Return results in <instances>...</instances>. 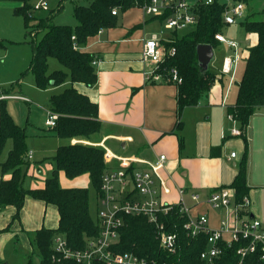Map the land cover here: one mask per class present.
Masks as SVG:
<instances>
[{
  "label": "trees",
  "instance_id": "16d2710c",
  "mask_svg": "<svg viewBox=\"0 0 264 264\" xmlns=\"http://www.w3.org/2000/svg\"><path fill=\"white\" fill-rule=\"evenodd\" d=\"M21 3L15 7L16 14L24 19L32 39V62L29 70L33 73L37 86L47 89L51 86H62L67 81L71 84L62 91L50 96V108L58 114L52 132L61 138L71 139L75 136L90 138L101 131L102 121L99 118V105L88 95L80 92L74 83L93 86L98 80L97 68L93 64L96 56L92 52L83 51L90 37L100 30L115 27L120 24L119 11L132 7H142L151 0H87L77 3L73 15L78 21L76 25L57 24L53 21L64 5L63 0L44 16L35 14L34 0H1ZM251 6L253 0H244ZM116 9V13L113 10ZM263 10V11H262ZM261 11L264 13V9ZM198 22L187 28L190 30L178 36V30H173L171 39H161L166 48L175 47L173 56L166 58L165 67L178 69L183 81L177 84V113L180 119L183 110L197 105L211 90L217 79V72L203 69L199 65L197 45L211 44L214 49L221 44L216 33L222 32L224 5L220 1L200 5ZM260 11V12H261ZM259 12V13H260ZM256 12L247 15L241 23L249 33H256L258 41L249 47L245 68L238 82V94L235 104L228 106V113L237 120L241 136L245 142L244 157L238 173L229 185L235 189V203H244V197L249 196L251 186L248 183L247 160L249 153L248 127L256 110L264 105V17H254ZM164 16L160 17L163 22ZM137 25L134 28L140 27ZM40 39L37 40L38 34ZM1 44V43H0ZM75 45H78L77 47ZM56 58L65 69L49 71V58ZM20 82L9 89H0V95H12L19 91ZM0 98V156L9 140L13 147L5 161L0 162L3 173L10 171V179H2L0 183V209L13 205L16 213L13 219H19L26 197L32 196L54 204L59 212V222L56 228L42 227L32 236L33 252L38 250L40 264H81L75 260H64L62 263L53 261L54 239L63 235L71 248L86 247L88 240L99 234L97 218H93L90 210V190L88 187H64L60 183V171L74 179L84 174L90 176V181L100 192L102 177L107 164L104 159V148L84 143L68 142L58 147L52 157L55 163L52 175L45 181L42 188H27L24 185L26 172L23 165L28 164L29 149L26 143V129L19 125L11 115L7 101ZM182 121L178 122L177 128ZM51 127V126H50ZM220 147L212 146L211 155L219 156ZM251 215L248 206L240 209V215ZM160 220L166 224L169 232L177 234V250H165L157 238V228L146 217L127 215L126 223L120 230V238L114 249L121 253L134 252L149 260V264H209L202 259L201 253L208 246V235L199 232L191 235L185 227L188 216L175 205L167 214L160 215ZM8 228H5L7 230ZM4 231V229H3ZM1 233V230H0ZM32 252V255H33ZM30 255L26 264H35ZM252 255L248 257L249 264H264ZM240 256L237 248L226 247L215 264H237ZM96 264H106L98 261Z\"/></svg>",
  "mask_w": 264,
  "mask_h": 264
},
{
  "label": "crops",
  "instance_id": "0c3cea01",
  "mask_svg": "<svg viewBox=\"0 0 264 264\" xmlns=\"http://www.w3.org/2000/svg\"><path fill=\"white\" fill-rule=\"evenodd\" d=\"M158 21L162 24L164 22L158 16L146 15L140 7H132L123 12L119 25L103 29L90 37L87 45L81 48L95 54L98 60L95 64L98 80L93 86L78 82L74 86L99 105L102 128L89 139L82 136L79 139L81 142H103L118 154L138 156L146 160H154L161 153L167 154L163 175L171 186V192L164 195L165 200L179 203V190H184L182 197L186 205L192 208L191 211L195 214L207 213L210 224L218 227L222 211L212 208L206 199L216 188L229 186L233 182L245 152L244 138L231 132L234 123L228 113V106L235 104L238 94L235 84L240 79L234 76L236 63L231 56H226L225 58L230 57L232 60L231 71L227 73L222 68L218 70L217 79L208 95L197 105L186 107L179 119L177 84L148 79L146 74L153 68V63L142 58L144 40L148 38L146 27L154 26ZM137 25L141 26L134 28ZM251 34L256 36V44L258 35ZM154 35L167 40L173 38L174 33L170 30V35L159 36L154 32L150 37ZM248 53L249 49L242 51L245 61ZM70 84L67 81L62 86L49 88L53 93H58ZM49 88L41 90L47 91ZM53 93L49 95V101ZM17 95L26 96L15 91L6 98L22 99ZM24 101L28 102L30 98ZM180 121L182 124L177 128ZM27 125L28 123L21 126L26 129V143L33 156H28L27 160L30 162L23 165L26 172L24 185L32 189L42 188L46 179L52 175L55 167L52 157L58 147L68 142L77 143L78 139L76 136L69 140L56 136L52 127L45 122L49 132H27ZM236 126L239 127L238 123ZM108 140L110 143H107ZM112 140L118 141L120 151L114 149ZM252 141L254 146L253 135L251 146ZM212 146L220 147L219 156L211 155ZM12 147L11 140L3 161ZM232 152H236L235 157L231 156ZM146 166L140 165L141 168ZM59 174L64 187H88L90 182L88 174L74 179L68 178L63 171ZM11 176L10 171L3 173L0 167V183L2 179H10ZM194 193L200 196L199 201L192 199ZM249 197L251 214L263 217L264 210L258 193L251 189ZM15 213L16 208L13 205L0 209V264L6 262V252L11 251L13 244L15 249L20 248L30 255L33 250L32 234L42 227L58 226L57 207L29 195L25 199L19 219H13Z\"/></svg>",
  "mask_w": 264,
  "mask_h": 264
},
{
  "label": "built area",
  "instance_id": "2783aa9c",
  "mask_svg": "<svg viewBox=\"0 0 264 264\" xmlns=\"http://www.w3.org/2000/svg\"><path fill=\"white\" fill-rule=\"evenodd\" d=\"M216 1L224 5L223 19L226 24L235 23L237 17L248 7L244 0H151L141 8L146 15L158 17L165 15L164 27L173 31L195 25L198 22V7ZM33 6L35 11H49L53 8L49 0H34ZM113 13H116V9ZM215 36L221 42L227 41L222 32L216 33ZM231 45L236 46V43L232 42ZM175 52V47L166 48L156 35L145 39L142 58L153 63V68L146 74L147 78L180 84L183 79L178 69L167 68L164 64L166 58L173 56ZM224 61L222 71L229 73L232 60L227 57ZM97 62L95 59L93 64ZM17 97L29 100L26 96ZM229 118L234 123L231 128L232 134L240 135L241 129L236 126L237 120L232 114H229ZM57 119L58 114L48 110L46 125L54 126ZM76 137L77 143L101 146L105 151L107 168L97 197L99 234L90 238L86 247L81 249L71 248L63 235H57L54 239L53 261L62 263L64 260L72 259L81 264H96L98 261L106 264H149L146 257L134 252L121 253L113 248L120 238V230L126 223V216L132 214L146 217L155 224L160 245L169 252H176L177 234L167 230L166 224L160 220V215L167 214L175 205H179L180 210L188 216L185 227L189 233L196 235L205 232L208 235V246L201 253L202 259L207 263L215 264L226 247L237 248L240 256L237 264H249L248 257L252 255L264 262V221L252 214L240 215V209L250 205L249 196L244 197V203L236 204L234 188L220 186L213 190L206 201L212 208L222 211L220 225L213 227L207 213L195 214L191 211L192 208L186 205L182 197L184 190H179L181 192L179 203L165 200L164 195L171 192V186L163 175V171L166 170L167 154L161 153L154 160H146L138 156L118 154L103 142H81L80 136ZM28 156L32 157L33 152L29 151ZM231 156L235 157L236 152H232ZM114 161L118 163L113 164ZM140 165L147 166L141 168ZM192 199L199 201L200 196L194 193Z\"/></svg>",
  "mask_w": 264,
  "mask_h": 264
},
{
  "label": "rangeland",
  "instance_id": "374dc122",
  "mask_svg": "<svg viewBox=\"0 0 264 264\" xmlns=\"http://www.w3.org/2000/svg\"><path fill=\"white\" fill-rule=\"evenodd\" d=\"M59 0H49L51 7H57ZM87 0H63V9L54 16L53 21L57 24L76 25L78 21L73 15L74 7L77 3H85ZM21 3L14 1L0 0V89H9L13 84L20 82L19 93L26 95L30 101H24L18 98H11L7 101L9 111L15 121L20 125H27V132H49V128L44 125L48 117V104L50 106L49 95L53 93L49 88L47 91L38 88L33 73L29 70L32 62V44L30 43L31 33L25 26L24 19L21 15L15 13L14 9ZM141 8V7H140ZM264 0H253L251 6H248L241 16L233 24H225L222 33L227 39L226 42L214 49V58L209 68L218 72L223 66L224 58L231 56L236 63L234 76L241 79L246 61L243 58L242 51L256 42V36L246 31L243 23L245 17L256 12L254 17H264ZM137 10V9H136ZM262 10V11H261ZM261 11V12H260ZM260 12V13H259ZM48 13L45 10H36L37 16H44ZM123 12L119 11L120 23ZM190 28L179 29L178 36L187 33ZM148 38L152 33L159 36L170 35V30L166 29L159 21L156 25L146 27ZM41 33L38 34L37 40L40 39ZM235 42L236 46L231 43ZM55 69H65V67L56 59L49 58V71ZM231 74L228 75L230 78ZM240 81V80H239ZM238 84H235V88ZM59 91V90H58ZM4 96V97H3ZM0 95V98H6L7 95ZM255 137V143L251 146V137ZM249 136V153L247 160L248 182L251 189L258 193L261 198L264 210V105L259 107L250 120L248 127ZM237 138H240L239 136ZM112 140L116 151H120L117 143ZM11 140L7 142L3 153L0 156V162L7 154L10 148ZM107 143H110L109 140ZM88 144V143H84ZM91 145V144H90ZM29 183V182H28ZM61 185L62 181L60 180ZM28 185V184H27ZM90 190V210L93 218H97L98 192L94 189L91 181L88 183ZM221 213V212H220ZM259 217V216H257ZM264 221V216L259 217ZM13 244L11 251L6 252V262L8 264H26L30 255H27L22 249H15ZM35 264H40V254L38 250L33 252Z\"/></svg>",
  "mask_w": 264,
  "mask_h": 264
},
{
  "label": "water",
  "instance_id": "95a60500",
  "mask_svg": "<svg viewBox=\"0 0 264 264\" xmlns=\"http://www.w3.org/2000/svg\"><path fill=\"white\" fill-rule=\"evenodd\" d=\"M197 54L199 65L203 69H208L210 63L214 58V47L211 44H198L197 45ZM2 264H7L3 262Z\"/></svg>",
  "mask_w": 264,
  "mask_h": 264
}]
</instances>
